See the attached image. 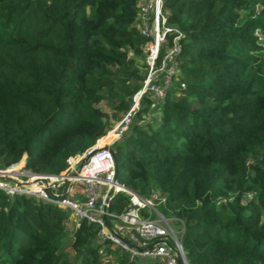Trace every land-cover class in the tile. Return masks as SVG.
I'll list each match as a JSON object with an SVG mask.
<instances>
[{
  "label": "trees",
  "instance_id": "obj_1",
  "mask_svg": "<svg viewBox=\"0 0 264 264\" xmlns=\"http://www.w3.org/2000/svg\"><path fill=\"white\" fill-rule=\"evenodd\" d=\"M162 13L172 30L156 65L175 36L178 63L113 142L116 179L165 193L192 264H264V0H162ZM151 38L139 0H0V168L24 157L56 174L88 150L142 87ZM130 205L116 191L108 209ZM70 212L0 188V264H160L86 218L68 230Z\"/></svg>",
  "mask_w": 264,
  "mask_h": 264
},
{
  "label": "built area",
  "instance_id": "obj_2",
  "mask_svg": "<svg viewBox=\"0 0 264 264\" xmlns=\"http://www.w3.org/2000/svg\"><path fill=\"white\" fill-rule=\"evenodd\" d=\"M141 10V31L152 36L148 47V70L142 87L132 96V103L119 118L90 147L96 149L82 162L83 153L69 155L67 165L56 174L39 173L24 166L25 158L17 163L0 168V177H8L7 186L0 182V188L12 195L25 192L70 209L80 219L86 218L98 226V235L108 238L114 245L129 253L132 258H148L160 264H192L185 255L181 235L185 222L177 217L180 226L175 228L159 210L158 205L165 201V193L153 189L148 195L138 189L115 180L114 154L105 145L112 146L128 128L139 109L144 92L150 91L156 100L164 97L166 87L176 70L175 53L178 50L177 38L164 53L160 64L156 65L159 49L172 26L165 23L162 13V0H139ZM169 77L162 79L164 72ZM183 85V84H182ZM114 136L106 142L99 141L107 133ZM89 148V149H90ZM124 191L131 203L122 212L108 209L113 192ZM154 213L156 217H153ZM69 221V220H68Z\"/></svg>",
  "mask_w": 264,
  "mask_h": 264
},
{
  "label": "rangeland",
  "instance_id": "obj_3",
  "mask_svg": "<svg viewBox=\"0 0 264 264\" xmlns=\"http://www.w3.org/2000/svg\"><path fill=\"white\" fill-rule=\"evenodd\" d=\"M147 58V60H148V57H146ZM144 70H145V68H144ZM145 73V72H144ZM147 74V73H146ZM165 76H166V78H168L169 77V74L165 71L164 72V74L162 75V79H164L165 78ZM174 81V80H173ZM173 83V82H172ZM104 108L106 109V110H109V107L107 106V105H104ZM159 110H160V103H158V105L156 104V103H153L152 104V109H151V111H150V113H148L145 117L146 118H149V119H153V118H157V116H158V114H159ZM110 137L106 140V141H109L113 136H114V134H113V132H110ZM106 135H108V133L106 134ZM105 135V136H106ZM104 136V137H105ZM0 182H3V184L5 185V186H7V183H9L10 184V180H9V178L8 177H0ZM28 194V193H27ZM158 208H159V205H158ZM153 217H156V214L154 213V215H153ZM68 223H67V229L68 230H70L72 227H74L76 224H77V222H76V220H78V218H77V216H75V213L74 212H70L69 213V218H68ZM167 220L172 224V225H174V227L175 228H178L179 226H180V223H179V221H177V219L176 218H174V216H168L167 217ZM144 260H150V259H148V258H146V259H144Z\"/></svg>",
  "mask_w": 264,
  "mask_h": 264
},
{
  "label": "water",
  "instance_id": "obj_4",
  "mask_svg": "<svg viewBox=\"0 0 264 264\" xmlns=\"http://www.w3.org/2000/svg\"><path fill=\"white\" fill-rule=\"evenodd\" d=\"M104 147L108 148L110 151L113 152V148L112 146H109V145H105ZM96 149V147L94 148H90L88 150H86L85 152H83V158H82V162L86 160L87 156H89V154H91L94 150ZM114 154V152H113ZM114 171H115V174L117 173V162L115 160V163H114ZM115 180H116V177H115ZM178 264H180V260H178Z\"/></svg>",
  "mask_w": 264,
  "mask_h": 264
},
{
  "label": "bare ground",
  "instance_id": "obj_5",
  "mask_svg": "<svg viewBox=\"0 0 264 264\" xmlns=\"http://www.w3.org/2000/svg\"><path fill=\"white\" fill-rule=\"evenodd\" d=\"M114 134V133H113Z\"/></svg>",
  "mask_w": 264,
  "mask_h": 264
},
{
  "label": "crops",
  "instance_id": "obj_6",
  "mask_svg": "<svg viewBox=\"0 0 264 264\" xmlns=\"http://www.w3.org/2000/svg\"><path fill=\"white\" fill-rule=\"evenodd\" d=\"M100 144V143H99Z\"/></svg>",
  "mask_w": 264,
  "mask_h": 264
}]
</instances>
